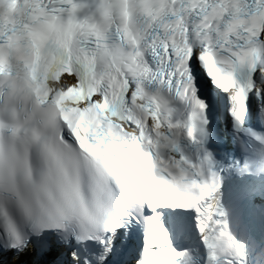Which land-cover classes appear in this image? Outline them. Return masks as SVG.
Returning a JSON list of instances; mask_svg holds the SVG:
<instances>
[{
	"label": "snow or ice",
	"instance_id": "snow-or-ice-1",
	"mask_svg": "<svg viewBox=\"0 0 264 264\" xmlns=\"http://www.w3.org/2000/svg\"><path fill=\"white\" fill-rule=\"evenodd\" d=\"M0 264H264V0H0Z\"/></svg>",
	"mask_w": 264,
	"mask_h": 264
}]
</instances>
